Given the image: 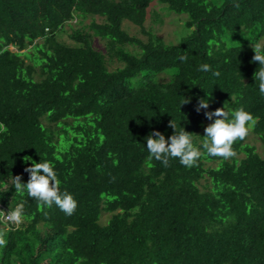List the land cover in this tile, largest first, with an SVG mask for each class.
<instances>
[{"label":"trees","instance_id":"1","mask_svg":"<svg viewBox=\"0 0 264 264\" xmlns=\"http://www.w3.org/2000/svg\"><path fill=\"white\" fill-rule=\"evenodd\" d=\"M153 1L185 16L177 42L145 27ZM66 24L73 43L57 38ZM257 43L264 0H0V210L24 204L21 224L0 219V264H264V150L247 137L228 159L203 148L204 113L243 108L264 149ZM171 120L201 152L191 168L149 158L146 137H171ZM25 156L53 165L72 215L15 192Z\"/></svg>","mask_w":264,"mask_h":264},{"label":"clouds","instance_id":"2","mask_svg":"<svg viewBox=\"0 0 264 264\" xmlns=\"http://www.w3.org/2000/svg\"><path fill=\"white\" fill-rule=\"evenodd\" d=\"M252 47L254 51L252 62H258L260 65L259 70L254 72V79L259 81V91L264 95V44L257 43ZM180 59L185 60L187 57L181 56ZM198 70L209 71L210 68L204 64ZM214 75L218 76L219 72L214 73ZM187 103H190V98L184 99L181 105ZM208 108V102L200 100L196 110L199 112L201 109ZM204 114L210 121L213 120V117L216 119L204 129L203 148L209 156L223 157L224 159L236 156L232 147L233 144L237 140H244L257 122L256 118L243 108L233 113L234 118L232 120L228 119L229 114L224 111V108L206 111ZM168 126L174 130L173 135L168 139L159 131H153L146 137V147L150 153L149 158L162 161L165 166H168L169 158H179L180 163L189 168L195 166L201 152L193 143L192 133L186 132L183 127L178 130L174 120H171ZM0 131L7 132V128L0 124ZM23 159L26 163L30 162L31 165L24 168V171L29 173V179L27 183H23L21 177L16 176L14 178L15 192L19 194L26 191L29 197L34 198L41 205L50 208L55 204L66 215H72L77 208V201L71 194L61 193L60 181L53 165L47 160L36 163L29 156H25ZM23 216L24 204L22 202L7 213L0 210V219L9 224H21ZM5 245L4 234L0 233V247Z\"/></svg>","mask_w":264,"mask_h":264},{"label":"rangeland","instance_id":"3","mask_svg":"<svg viewBox=\"0 0 264 264\" xmlns=\"http://www.w3.org/2000/svg\"><path fill=\"white\" fill-rule=\"evenodd\" d=\"M155 9L156 11H158L161 15H162V22L161 23H155L153 22V15L151 10ZM91 17L88 16L87 18L84 19L83 23L84 24H88L90 22ZM95 19L97 21H101L102 18L96 16ZM185 19L184 15H176L172 12L166 11L164 8H162V5H160L159 3H157L156 1H153L151 3V6L149 7V11H148V15H147V19L145 21V27H153L155 33L157 35H159L160 37L163 38L164 41L168 42H177V36H180L184 33L187 32V29L184 25H181V23L183 22V20ZM181 25V26H180ZM71 26L72 27H77L79 26L76 23V20H72L71 21ZM71 26L66 24L63 27V30L58 34L57 38L61 41L67 42V43H73V41L69 38V33L71 32ZM123 28L128 31L129 34H134L142 39H145V36L143 33H141L140 29L138 26L128 22V21H124L123 23ZM92 44L93 46L102 51L105 52V45H104V41L98 37H93L92 40ZM10 49L15 50V47L9 46ZM118 65L117 62H112L111 64H109V68H114ZM246 141L248 143H251L253 145H255L257 151L259 153L263 152V147L261 146L258 138L256 137V135L249 131V134L247 136ZM108 218V215H103L102 216V222H104L106 219Z\"/></svg>","mask_w":264,"mask_h":264}]
</instances>
